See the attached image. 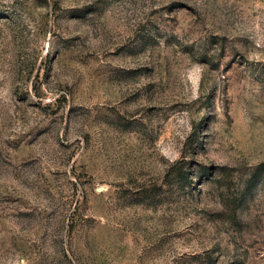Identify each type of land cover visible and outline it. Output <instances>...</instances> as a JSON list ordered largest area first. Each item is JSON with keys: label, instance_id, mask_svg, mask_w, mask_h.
Listing matches in <instances>:
<instances>
[{"label": "rangeland", "instance_id": "1", "mask_svg": "<svg viewBox=\"0 0 264 264\" xmlns=\"http://www.w3.org/2000/svg\"><path fill=\"white\" fill-rule=\"evenodd\" d=\"M0 264H264V0H0Z\"/></svg>", "mask_w": 264, "mask_h": 264}]
</instances>
